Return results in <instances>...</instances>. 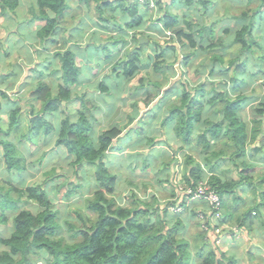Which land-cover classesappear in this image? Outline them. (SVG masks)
<instances>
[{
    "label": "clouds",
    "instance_id": "clouds-1",
    "mask_svg": "<svg viewBox=\"0 0 264 264\" xmlns=\"http://www.w3.org/2000/svg\"><path fill=\"white\" fill-rule=\"evenodd\" d=\"M0 264H264V0H0Z\"/></svg>",
    "mask_w": 264,
    "mask_h": 264
}]
</instances>
